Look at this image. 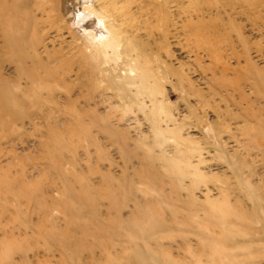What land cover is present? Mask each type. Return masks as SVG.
Listing matches in <instances>:
<instances>
[{
    "label": "rangeland",
    "instance_id": "1",
    "mask_svg": "<svg viewBox=\"0 0 264 264\" xmlns=\"http://www.w3.org/2000/svg\"><path fill=\"white\" fill-rule=\"evenodd\" d=\"M255 1L0 0V264H264Z\"/></svg>",
    "mask_w": 264,
    "mask_h": 264
},
{
    "label": "bare ground",
    "instance_id": "2",
    "mask_svg": "<svg viewBox=\"0 0 264 264\" xmlns=\"http://www.w3.org/2000/svg\"><path fill=\"white\" fill-rule=\"evenodd\" d=\"M256 1L255 0H238V5L241 7V8H243V9H245L244 10V12L245 11H247V9H249L250 7H252V6H254V5H256ZM230 5H232V3H230ZM218 9V8H217ZM230 10V9H229ZM79 10H77V12H78ZM82 11V10H81ZM81 11H79V12H81ZM83 11H85V12H88V13H90L92 16H94L96 19H95V26L98 28V30H96L97 32L96 33H93V32H95V30L92 32V29L90 28L91 26H92V24H93V26H94V23H93V17L91 18L90 16H84V14H79V16L77 17V19H76V24L79 26V28L81 29V31H82V29H83V33L84 34H86L87 36H93V35H96V38L94 39V41L99 45V44H101L102 42H105V36H107L106 34H101L102 33V21L104 20H102V19H100L99 18V16H97L96 14H94V13H92V12H89L88 10H86V9H83ZM82 11V12H83ZM77 12H76V15H77ZM78 12V13H79ZM84 12V13H85ZM86 14V13H85ZM89 14V15H90ZM75 15V16H76ZM78 28V27H77ZM106 28V27H105ZM104 28V32L103 33H105V29ZM107 31V30H106ZM105 35V36H104ZM92 41V40H91ZM110 41V40H109ZM107 42V41H106ZM111 42V41H110ZM95 43V44H96ZM96 44V45H97ZM104 44V43H103ZM102 44V45H103ZM110 45V44H109ZM108 44L105 46L106 48H108L107 46H109ZM111 47H114V46H112V44L110 45ZM100 48H102V51H99L100 53H98L97 52V54H101V52L103 53V55H102V57L104 56V53L105 52H103V47H100ZM110 48V47H109ZM94 49V48H93ZM96 49H97V46H96ZM113 49V48H112ZM98 50V49H97ZM101 50V49H100ZM106 50H108V49H105L104 51H106ZM96 51V50H95ZM95 55H96V53H95ZM98 56V55H97ZM253 68V67H252ZM255 73V72H254Z\"/></svg>",
    "mask_w": 264,
    "mask_h": 264
}]
</instances>
